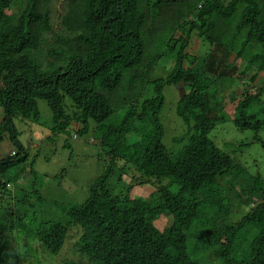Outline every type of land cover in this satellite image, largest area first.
I'll return each mask as SVG.
<instances>
[{"label": "trees", "instance_id": "trees-1", "mask_svg": "<svg viewBox=\"0 0 264 264\" xmlns=\"http://www.w3.org/2000/svg\"><path fill=\"white\" fill-rule=\"evenodd\" d=\"M203 43L212 51L205 57ZM236 61L240 75L254 70L251 83L264 71V0H0V143L7 137L15 150L0 157V264L30 255L36 264H264V202L250 205L264 198V173L258 161L232 157L234 144L220 150L209 139L230 122L255 132L264 150V119L253 108L264 85L245 90L231 73ZM166 87L177 90L168 100L192 132L176 136V151L164 144ZM40 103L52 116L42 144L63 138L68 161L73 135L86 136L104 164L82 181V203L51 201L59 217L42 211L37 222V211L15 214L26 205L11 173L24 174L30 159L35 175L34 143L16 127L40 125ZM137 183L154 195L132 199ZM239 189L245 212L233 202ZM165 216L171 223L157 226ZM72 233V254L84 263L58 260Z\"/></svg>", "mask_w": 264, "mask_h": 264}, {"label": "rangeland", "instance_id": "rangeland-1", "mask_svg": "<svg viewBox=\"0 0 264 264\" xmlns=\"http://www.w3.org/2000/svg\"><path fill=\"white\" fill-rule=\"evenodd\" d=\"M16 8H13V11H15ZM257 47V44H256ZM216 49V47H214ZM259 49H256L258 51ZM202 56L208 55L212 53V51L209 52V46L205 45L203 43V46L200 49V54ZM193 55H195L193 53ZM197 56V55H195ZM162 63V61H161ZM166 66L167 70H170L172 66V62L169 60H165L162 63ZM243 64L236 61V63L233 65L235 68H233L232 72L236 78L240 81V84H243L245 90L248 88H252L254 86H262L264 85V71L260 73L258 79L256 82L251 83L250 77L254 74V70L251 69L248 72H245V74L240 75V73L243 71ZM230 73V74H231ZM234 89L232 87L231 89H226L225 91L231 92ZM164 96L166 100L165 104V116L164 119L168 118L166 122H164V144L167 147V149L176 151L181 148L177 143L173 141V139L176 136H179L183 132L186 131L185 127H182L178 117L176 116L174 112V105L169 102L168 96L169 95H175L177 93V90L174 89V87H166L164 89ZM241 93V88H237L234 91L235 96H239ZM234 99V96L228 97V101L225 104L226 109L225 112L228 115H232L234 110V104L231 103ZM261 103L259 101L255 104L254 111L256 112H263L264 113V96L259 98ZM39 112H40V125L34 124L32 125V129L29 132H26L27 126L20 122L16 129L19 133H21V136L19 137L20 140H30L31 142L35 143V146L33 149H31V156L37 155L38 160L33 163V169L35 171V175L31 174L30 166L31 163L30 159L27 163V169L24 171V174L22 173L20 175L19 171H13L11 174L18 173L20 179L18 181V186L16 187L18 190L14 191L16 196H20V198H23V195L26 193H31V191H28V188H34L41 191L42 195L48 200V202H54L58 201L61 202L65 206H73L76 204L82 203L87 198V190L82 189L83 185L81 184L82 181H85L87 186L89 185L90 181L92 179H95V177L99 174L101 170H103V164L98 163L97 156L99 154V150L96 148H93L89 145H87L85 142L86 136L73 140L71 139L69 141L70 146L72 147L71 153L73 156L76 157V159H68V156L70 152L67 150L62 149V141L61 139L57 138L55 140L53 145H44L42 144V141L39 140V136L37 137L36 134L43 133V130L48 128L52 125V116L50 111L47 109L45 104L40 103L39 104ZM264 115H261L257 120H263ZM238 130L235 129L234 125L230 122L227 123H220L216 125L215 129L210 133L209 138L210 140L220 149L224 150V146L226 143H232L235 145L236 149H239V151L236 152L235 155L230 154L232 157H235L240 162H248L250 166L257 167L254 164H252V161H258V165L262 169V172L264 173V150L255 142L256 139V133L252 131H246L244 133L237 132ZM258 136H260L264 140V126L263 129H261L258 133ZM242 144H250V147L243 149L241 146ZM12 145L8 143L5 139H3L2 143H0V157H2L3 154L6 153L7 149H12ZM14 149V148H13ZM243 149V150H242ZM242 152V153H241ZM47 157V159H44V157ZM101 161V160H100ZM33 162V161H32ZM251 162V163H250ZM13 170V169H11ZM133 174V173H132ZM88 182V183H87ZM58 184H63L68 186V189H63ZM237 192H238V185ZM143 190H146V194L150 195L152 193L151 189H148L145 187ZM142 190V191H143ZM172 191H175V189H171ZM15 196V197H16ZM133 199L134 194L130 195ZM245 201V197L241 194L239 189L238 197L234 199V204L236 206V209L238 211H246L247 206H241L240 201ZM37 202V199L35 200ZM264 202V198L260 199L258 202H251V206H255L257 203L261 204ZM20 205H25L24 203H21ZM22 211L27 212V218H30L34 215V212L37 211L35 215V219L38 222L40 220V216L38 212L45 213L48 217H54V219H57L59 216L57 215V210L53 206L48 204H42V205H35L34 207L30 206H24L21 208ZM209 211L201 212V216L208 215ZM171 223V219L168 217H162L159 219V221L156 222L157 226H163L166 227ZM76 235L74 233L71 234L69 241L65 244V249L63 251V254L59 256L58 260H75L78 263H84L85 261L82 259H77L75 255L72 254L71 247L76 241ZM26 247H24L25 251ZM39 261L41 259L44 260V258H41L38 255ZM23 264H36V259L33 256H29L26 259L22 257L21 259ZM56 261H54L53 264ZM200 263H204L203 260H199ZM39 264H44L43 262H40Z\"/></svg>", "mask_w": 264, "mask_h": 264}, {"label": "clouds", "instance_id": "clouds-1", "mask_svg": "<svg viewBox=\"0 0 264 264\" xmlns=\"http://www.w3.org/2000/svg\"><path fill=\"white\" fill-rule=\"evenodd\" d=\"M228 61H229V59H228ZM230 62V61H229ZM231 63V62H230ZM233 65V64H232ZM258 79V78H257ZM257 81V80H256ZM240 95V94H239ZM229 114V113H228ZM231 115V114H230ZM232 115H233V113H232ZM231 115V116H232ZM261 115H264V113H261V112H259V115H258V117H257V119L261 116ZM46 130V132H44V133H41V134H38V132H37V134H36V136L38 137L39 136V140L40 141H42L45 137H47V136H49L50 135V133L48 132V128H46L45 129ZM191 134H192V132L190 131V129H187L185 132H183L182 133V136H186V138L188 139L190 136H191ZM181 135V134H180ZM179 135V136H180ZM59 139H62V138H60L59 137ZM72 139L73 140H77L78 138L76 137V135H73V137H72ZM174 139H176V137L174 138ZM173 139V141H175ZM210 139V138H209ZM5 140L9 143V141H8V139H7V137H5ZM34 146H35V143L33 144V146L31 147L32 149L34 148ZM7 152L10 154V155H14L15 154V150L12 148V149H7ZM26 166V165H25ZM114 166H116L115 164H114ZM115 168V167H114ZM27 169V168H26ZM25 169V170H26ZM24 170V171H25ZM16 171H19V170H16ZM20 172V171H19ZM139 185V183H137L136 185H135V187H133V189H132V191H131V194H135L137 191H142L145 187H147L148 189H151V191H152V195H154V189L152 188V187H150V186H147V185H144V186H138ZM7 186H10V184L9 185H7ZM32 190H33V188H32ZM142 192H145L146 193V190H143ZM150 194V195H151ZM28 198L26 199V198H21V200H22V203H24L26 206H30V207H34L35 205H42V204H48V203H50V202H48V200L42 195V193H41V191H39L38 189L37 190H35V193H33V194H31V193H28ZM15 198V197H14ZM37 199V202L35 201ZM73 206H75V205H73ZM62 207H66L64 204L62 205ZM23 213V212H26V211H20V209L18 208V210L15 212V214H17V213ZM26 216H27V212H26ZM20 217V216H19ZM39 222V221H38ZM23 245H25V243H23ZM65 249V248H64ZM39 254V256L40 257H42V255L40 254V253H38Z\"/></svg>", "mask_w": 264, "mask_h": 264}]
</instances>
